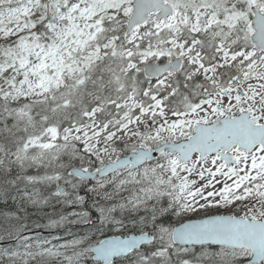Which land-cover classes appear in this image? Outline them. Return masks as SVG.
<instances>
[{
    "label": "snow or ice",
    "instance_id": "6c2138e0",
    "mask_svg": "<svg viewBox=\"0 0 264 264\" xmlns=\"http://www.w3.org/2000/svg\"><path fill=\"white\" fill-rule=\"evenodd\" d=\"M0 264H264V0H0Z\"/></svg>",
    "mask_w": 264,
    "mask_h": 264
}]
</instances>
